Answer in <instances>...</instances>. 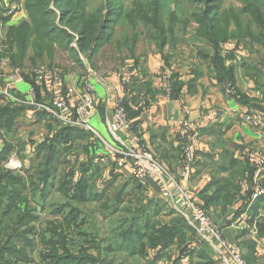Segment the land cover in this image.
<instances>
[{
  "label": "rangeland",
  "instance_id": "374dc122",
  "mask_svg": "<svg viewBox=\"0 0 264 264\" xmlns=\"http://www.w3.org/2000/svg\"><path fill=\"white\" fill-rule=\"evenodd\" d=\"M131 1L123 0L122 2H124L126 7L130 8ZM244 1L212 0L210 5L214 12H216L215 8H219L218 14L223 15L228 10L241 11L245 7ZM53 2L54 0H51L50 7L47 8L49 11L51 10V13H54ZM257 2L261 13L264 15V0H257ZM95 5L93 4L92 7ZM183 10L186 11L187 8ZM115 12L117 13L118 9H115ZM111 13L114 15V10ZM178 14L182 18V14ZM0 16L5 20L1 23L0 29V52L5 54L4 58L0 59V66H3L0 69V76H2L0 77V88H3L6 84L7 79L3 76L8 75L13 69H19L23 80L20 85L24 86V93L29 87H34V85L31 84L32 86L29 85L27 87L29 83L23 75L33 79L37 87L43 88V91L39 90V87L38 90L35 89L36 92H41L39 93L40 99L36 98V102L41 107L53 109L54 105L53 92L46 91L45 89L47 88L36 81L35 75L41 72V70H44V72H59L62 85L75 87L74 90L78 94L84 92L83 82H89L93 86L88 80L95 79L96 77H105L106 73L103 70L112 72L117 68H135L138 65L141 68H146L145 59L146 63L148 62L147 64H152L153 60L160 64L159 60L161 58V68H171L169 67L171 62L174 63V68L187 65V71L191 74L201 72V68L194 67H199V65L205 66L212 74V79H215L217 82L212 67H209L206 62L207 60L200 53L201 51L207 52L208 49L210 50V46L194 38V30L196 28L194 22L188 24L185 28L181 24H178L177 37L175 40L173 39L175 46L168 43L164 46L163 52L158 50L155 42L152 39H148L145 33L138 34L136 45L132 46V51H128L125 46V40L122 39L125 31L115 24L113 40L107 44L105 42L92 56L91 60H88L79 52L75 31L67 25L59 23L58 20L54 21L51 19L50 23L54 27L50 32L59 30L58 34H61V32L66 34L63 37H68V35L73 36V40L67 41L69 48H58L53 45L54 55L52 60H50L47 53H44L41 60L35 59L34 63H32V50L29 47L23 68H13L10 56L16 49L15 46L11 49V46L8 45L7 32L9 27L28 21V13L25 9L24 0H0ZM104 17L107 18V14ZM247 39L251 44L252 41L248 37ZM257 39H261V41H257L251 47L245 46L238 38L221 44V57L224 59V65L235 68L236 82L242 92L239 88L237 92L230 86H227L225 90H222L221 86L220 88L225 95L228 97L232 96L231 98H234L235 92L238 95H242L245 91L249 94L244 93V95L249 98L257 97L261 101V106H264V48L262 47L264 46V33L261 37L257 36ZM73 49L75 50L74 52H72ZM139 61L144 62V65H140ZM5 66L7 68L11 67V69L8 70ZM69 73L70 77L75 81L73 80L70 83L66 81L65 83L66 79H64V76L69 75ZM167 80L170 81L169 76H167ZM123 85L125 86L126 84ZM11 90L12 88L9 89V91ZM13 93L20 94L21 96L23 91L20 93L15 91ZM24 93L22 98H26ZM250 94H255L256 96H250ZM95 96L97 100L94 103L93 113L102 102L96 92ZM77 98L78 96L75 95L74 91V95L69 98L72 108L76 106ZM234 99L236 100V98ZM7 104L9 103H6L5 97L0 96V107ZM19 104L16 103V105ZM26 106L35 107L31 105ZM245 106L247 107V105ZM36 109L43 108L38 107ZM248 111L259 112L255 108H251ZM42 112L49 117L46 119L50 123L49 126H51L49 130H46L42 126H35L33 129L32 125L29 122H25L23 117L20 116L13 134L7 136L3 131L0 132V151L8 143L17 147L4 165L0 167V174L9 172L6 174L24 176V180L28 183L27 187L22 189L23 191L16 189L11 194L8 191L9 198L11 199L17 197L19 192L20 200L16 204L14 214H8L7 207H10V202L4 199V197L0 198V243L5 240V234L11 232V229L14 227L21 225V230L25 232L22 235V241L17 237H12L7 239V242L5 241L3 251L0 252V257L3 254V258L7 260L6 264H211L209 258L200 249L203 242H200V238L194 226L190 224L189 218L175 209L172 204L169 205L164 201L166 199L155 198L150 200L146 189L143 192H138L132 189L133 186L130 183L124 197L121 199V203L117 207L113 204L116 193L125 182H129V179H126L125 176L116 177L114 174H120L117 171L106 173L104 165H98L100 159L108 163L111 159H115L116 162L121 157L120 155H111L104 150V142H108L98 133L100 138L97 139L92 133H89L91 134V138L84 139L81 133L78 132L75 134L79 141H67L65 143L70 138L60 141L59 145L54 147L56 148L54 171L52 175L50 174L51 177H49L48 183L43 186L35 178L34 181L38 188L31 189L30 181L33 174L36 173V169H43L45 164L43 157L39 159L36 156L38 146L46 142V139L54 136L58 130L64 128L63 125L53 118L48 110L43 109ZM46 120L45 122H47ZM28 126L29 129H27ZM30 130L31 135L39 134L37 139L40 141L36 144L34 151L28 152L24 158V155H19L18 152L22 153L24 151L23 144L24 146L27 145L25 140L28 137L25 138L26 134L22 136V133ZM131 132L138 137V146L143 148L140 137L132 129V126ZM124 134L130 139L127 133ZM95 140L99 141L100 144L98 146L94 142ZM115 147L118 148V146ZM135 147L136 145L134 144ZM119 150L121 149L119 148ZM42 153L45 156L48 150L45 149ZM249 154H247L248 159H246L250 164L245 162V166L251 169L254 166ZM89 160H92L99 168L88 173L91 176L89 177V184L92 191L91 194L89 193L88 202L83 203L75 200L77 194L76 182L79 180L82 164L88 163ZM101 164H103V161H101ZM249 168L246 171L251 173L248 170ZM113 178L116 179L109 186V182ZM63 180L69 182L66 187L62 185ZM4 183L7 188L6 191L9 188H13V181L4 180ZM248 184L249 182L244 183L245 188ZM252 185L247 188L251 193ZM245 194L246 191H244V196ZM97 195H101V198H95ZM191 198L198 203L193 196ZM201 206L207 211L203 205ZM175 218L182 220L184 218L188 224L186 225L187 228L185 229L184 236L186 244L182 245L175 241L163 250L158 246L156 248L149 247L145 239V247L143 250L141 249L143 245L141 240L147 234V231L150 232L148 227L150 228L155 224L160 228L163 224L165 225L175 220ZM211 220L215 223L212 217ZM132 222H134L135 227L131 229L129 226ZM194 252L195 254L191 256V253ZM240 256L247 264H252L248 261V257L242 256L241 253ZM250 257L252 259V256Z\"/></svg>",
  "mask_w": 264,
  "mask_h": 264
},
{
  "label": "crops",
  "instance_id": "0c3cea01",
  "mask_svg": "<svg viewBox=\"0 0 264 264\" xmlns=\"http://www.w3.org/2000/svg\"><path fill=\"white\" fill-rule=\"evenodd\" d=\"M159 61L160 64L155 60L152 64H147L145 59L146 68L138 65L135 68H117L112 72L103 70L106 73L105 77L88 80L93 84L94 91L102 101L91 116L92 127L110 145L118 146L123 152L133 151L134 144L124 133L113 134L109 131L108 124L112 110L117 103H120L125 108V113L127 112L126 116L132 129L139 135L143 148L161 160L168 172L178 180L182 160L181 145L186 137L183 123L188 122L195 126L200 138L194 151V172L181 183L199 204L205 206L204 202H208L206 209L209 216L215 221L223 238L229 244L237 247L242 256L249 258L248 261L252 256L250 260L252 264H264V194L255 201L250 198L245 210L236 216V212L246 204L243 201L244 191H249L247 188L253 184V181L258 179L264 186V169L259 175L245 170L242 179H236V176H231L235 169L227 159L232 158L237 163H242L245 168L248 153L258 149L264 155V129L259 130L244 123L242 117L251 108L231 98L232 96L225 95L215 79H212V74L207 67L201 65L194 67L201 68L202 73L199 71L191 74L187 71V65L174 68L175 65L171 62L169 66L171 68H161V58ZM143 63L139 61L140 65ZM2 67L0 66V69ZM7 69L10 70L11 67ZM172 72L178 73L181 81L185 83L177 99L169 97L170 81L167 80V76L170 77ZM64 79H66L65 83L74 80L70 77V73L64 76ZM29 85L31 84H27V87ZM236 87V89L239 88L237 82ZM39 88L43 91V88ZM15 91L24 93V86L17 85L10 91L12 97L23 100V93L20 96V94H14ZM36 93L37 98L40 99L41 92ZM244 93L249 94L245 91ZM250 96L256 95L250 94ZM5 101L16 105L13 101ZM42 111L43 109L33 107L22 117L25 122L32 125L33 129L35 126H42L49 130L51 126L46 120L49 117ZM30 133L31 130L22 133V136L26 134L25 138L28 137L25 140L27 145L23 144L24 151L18 152L19 155H24V158L28 152L34 151L36 144L40 141L37 139L39 134L31 135ZM99 161L98 165H104L106 173L117 171L122 175L117 174L118 178L123 176L126 179L131 178L130 163L126 162L123 167H118L115 159L109 160L108 163L103 159ZM248 177L250 178L245 180ZM224 181L237 183L239 193L235 195L231 185L225 186L222 192H217L220 202H210L209 198L215 197L216 187L205 193L203 190L212 182L217 185V182L222 184ZM247 182L249 184L245 188L244 183ZM143 184L150 200L161 198L165 188L161 178L149 176ZM169 188L172 189V186ZM230 199L231 203L226 204L225 202ZM164 201L171 204L168 200ZM222 202L225 204L223 205ZM200 242L203 241L200 240ZM200 247L211 264H231L229 259L221 254L217 244L203 242Z\"/></svg>",
  "mask_w": 264,
  "mask_h": 264
},
{
  "label": "trees",
  "instance_id": "16d2710c",
  "mask_svg": "<svg viewBox=\"0 0 264 264\" xmlns=\"http://www.w3.org/2000/svg\"><path fill=\"white\" fill-rule=\"evenodd\" d=\"M114 1L115 0H54V13H51V10L49 11L47 9L50 7L51 0H24L25 9L28 13V21H24L17 26L9 27L7 32L8 45L11 46V49L14 46L16 49L10 56V62L13 68H23L29 47H31L32 50V63H34L35 59L41 60L44 53H47L50 60H52L54 55L53 45L58 48H69V46H67L69 45L67 41H70V39L73 40V36L68 35V37H63L66 36V34L64 32L58 34L60 32L59 30L50 32L54 27L53 24L50 23L51 19L54 21L58 20L59 23L67 25L75 31L79 52L88 60H91L92 56L105 42L107 44L113 40L112 38L115 34L113 29L115 24L119 25L125 31L122 35V39L125 40V46L128 51H132V46H135L137 43L138 34L142 33H145L148 39H152L157 45L158 50L162 51L164 46L168 43L175 46L173 39L175 40L177 37L178 24H181L183 28H185L188 24L194 22L196 24L194 38L210 46V50L208 49L207 52L201 51L200 53L203 58L207 60L206 62L209 67H212L218 85L222 87V90L230 86L237 91V89H235V68L226 67L224 65V59L221 57V44L238 38L245 46L251 47L257 41H261V39H257V36L261 37L264 33V15L258 7L257 0H245V7H243L241 11L235 12L233 10H228L223 15L218 14L219 8H215L216 12L211 9L210 4L212 0H132L130 8L125 6L124 2H122L123 0H116L115 3ZM93 4L96 5L92 7ZM185 8H187L186 11L183 10ZM115 9H118L117 13ZM113 10L114 15L111 13ZM188 10L190 11L188 12ZM178 13L182 14V18ZM105 14H107V18L104 17ZM3 21H5L4 18L0 16V29ZM247 37L252 41L251 44L248 42ZM262 47L264 48V46ZM74 51L73 49L72 52ZM4 56L5 54L0 52V59L4 58ZM23 76L29 84L34 85V89L38 90L33 79H30L26 75ZM184 85L185 83L180 80L179 74L172 72L170 76L169 97L171 99H177ZM234 98L241 104L247 105L249 108H255L259 110V112L263 111L261 113H264V106H261V101L257 98H249L244 94L238 95L236 92ZM11 103L0 107V132L3 131L7 136L13 134L15 131L19 117L26 111L32 109L26 105H15ZM123 109L126 111L124 107ZM125 114H127V112ZM78 132L81 133L84 139L91 138V134L81 129L67 126L58 130L54 136L46 139V142L38 146L36 156L39 157V159L43 157L45 164L43 169L40 170V168H38L35 171L36 173L33 174L32 180L30 181L31 189L38 188L34 181L35 178L38 183L41 182L43 186L48 183V179L54 171V154L56 150L54 147L58 146L60 141H65L67 138L70 139L66 140L65 143L67 141H79L75 134ZM207 132H210V130H207ZM94 142L97 146L100 144L98 140ZM182 146L183 144L181 145V155ZM16 148L17 147L13 144L11 145L8 143L5 145L0 151V167L4 165ZM45 149L48 150V153L44 156L42 152ZM227 159L229 160L228 163L230 165L232 163L235 169L231 176H236V179H242L245 170L249 167L247 166L244 168L242 163H237V161L232 158ZM98 168L99 166L97 164L95 165L92 160L82 164L80 177L76 182L77 194L75 200L83 203L88 202L92 191L89 184V177L91 176H89L88 173ZM248 170L253 174L255 169L251 167V169L249 168ZM6 173L9 172H5V174L2 175L0 174V198L4 197V199L10 202V207H7V211L8 214H14L16 211V204L20 200L19 192L17 197L11 199L9 198L8 191H10V194L16 189H20L21 191L23 188L27 187L28 183L24 180V176L7 175ZM114 175L117 177V174ZM115 179L116 178L110 180L109 186L113 184ZM4 180L13 181V188H9L6 191L7 188ZM214 181L216 180L214 179ZM130 183L133 186L132 189L138 192H143V190L146 189L143 183L131 177L129 182L126 184L124 183L116 193L113 202L116 207L121 203V199L124 197L125 191ZM68 184L69 182L63 180L62 185L64 187ZM230 185L233 188V193L237 195L239 193L238 184H233L229 181H224L222 184H218L217 182V185L215 182H212L203 190V193L216 187L215 197L209 199L210 202L213 203L216 201L220 202V198L217 194L222 192L225 186ZM251 194L250 190L246 192L243 198L246 204L242 209L236 212V216L245 210L246 205L250 201ZM95 198L99 199L101 195H97ZM204 203V207L206 208L208 202L205 201ZM222 203L223 205L225 203H231V199ZM133 223L134 222L129 226L131 229L135 227ZM186 225L188 224L184 218L183 220L175 218V220L165 225L163 224L160 228L155 224L154 226L151 225L152 227H148L150 232L147 231V234H145L141 240V243H143L141 249L143 250L145 247V239L149 247L156 248L158 246L163 250L168 248L175 241L182 245L184 243L186 244L184 239L185 229L187 228ZM21 227V225L14 227L11 229V232L5 234V240L0 243V252L3 251V246L5 241L7 242V239L17 237L20 238L21 241L23 240L22 235H24L25 232L21 230ZM194 254L195 252L191 253V256ZM2 262L3 264L7 262V260L3 258V254L0 257V264H2Z\"/></svg>",
  "mask_w": 264,
  "mask_h": 264
},
{
  "label": "built area",
  "instance_id": "2783aa9c",
  "mask_svg": "<svg viewBox=\"0 0 264 264\" xmlns=\"http://www.w3.org/2000/svg\"><path fill=\"white\" fill-rule=\"evenodd\" d=\"M2 77V76H0ZM6 77V84L0 88V96L5 97L7 101L20 103L21 105H31L35 108H43L53 116L64 127H74L82 129L87 133H92L95 138H100L97 132L91 125V116L94 111V103L97 98L93 86L88 82H83L84 92L76 93L75 87L63 86L62 79L59 72H44L41 70L35 75L38 84L46 87L53 92L54 105L53 109L41 107L36 102L37 94L33 87H29L26 92V98L17 100L9 93V89L20 85L22 80L21 71L13 69ZM167 84V83H165ZM78 96L77 103L74 108L71 107L69 98L74 95ZM166 91H169V84L166 85ZM245 124L257 128L264 129V114L261 112H249L243 115ZM186 137L182 148L181 168L178 172V180H176L154 154L138 146V137L131 132V125L127 120L125 111L120 103L114 106L111 120L108 124L109 130L112 133L124 132L127 133L133 143L136 145L133 151L122 152L119 148L104 142V150L111 155H120L116 163L118 167L128 162L131 168V177L140 183H144L149 176L161 178L165 183L164 191L161 194L162 199H166L173 207L189 218L198 234L200 240L203 242H211L217 244L220 248L221 254L226 256L231 264H247L240 256V251L237 247L229 244L222 236L219 227L211 220L208 212L191 197L189 190L183 186L181 181L187 180L194 172L195 165V147L199 142L200 134L192 124L183 123ZM253 166L255 167V174H260L264 169V155L261 151L256 150L249 154ZM172 186V189L169 187ZM264 194V186L258 179L253 181L251 200L255 201Z\"/></svg>",
  "mask_w": 264,
  "mask_h": 264
}]
</instances>
